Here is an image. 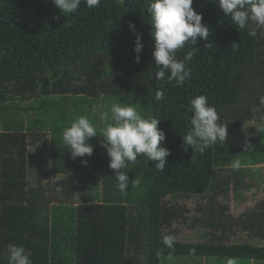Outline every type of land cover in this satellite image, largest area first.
<instances>
[{
  "label": "trees",
  "instance_id": "trees-1",
  "mask_svg": "<svg viewBox=\"0 0 264 264\" xmlns=\"http://www.w3.org/2000/svg\"><path fill=\"white\" fill-rule=\"evenodd\" d=\"M151 3L100 0L98 7L88 8L82 0L75 14H64L52 0H0V264H8V244L31 252L33 264H161L167 256L200 260L194 264L229 257L237 264L264 262V246L227 243L239 229L264 239V208L232 218L216 199L229 189H249L243 180L259 175L250 166L264 161V128L254 135L242 127L264 116V37L239 29L218 0H193L209 37L177 53L183 59L195 49L188 64L192 75L178 87L154 78ZM137 35L143 44L138 63ZM158 90L163 100L155 98ZM200 94L215 107L219 123L228 124L229 134L203 154L191 147L185 151L182 139L191 126L190 100ZM118 100L160 119L158 127L166 134L162 144L170 150L163 172L138 156L128 176L140 177L141 184L130 182L125 192L118 190L108 166L99 131L105 125L97 117ZM14 110L23 113L6 120L5 113ZM30 111L35 117L27 122L23 114ZM81 115L92 119L98 136L88 141L91 156L73 159L62 133ZM46 137L50 166L31 184L28 140ZM236 160L238 169L232 167ZM51 173L62 175L53 183L57 191L44 181ZM80 184L86 194L75 205ZM177 197L207 199L192 227L210 231L208 242L176 241L174 249L163 245V229L173 235L172 226L189 213L173 203Z\"/></svg>",
  "mask_w": 264,
  "mask_h": 264
},
{
  "label": "clouds",
  "instance_id": "clouds-1",
  "mask_svg": "<svg viewBox=\"0 0 264 264\" xmlns=\"http://www.w3.org/2000/svg\"><path fill=\"white\" fill-rule=\"evenodd\" d=\"M52 2L60 13L75 14L82 0ZM83 3L88 8H94L99 6L100 0H83ZM192 4L193 0H152L149 8L150 35L154 41L152 56L158 69L154 73V78L157 80L166 78L169 82L174 81L178 87H182L192 75V69L188 64L195 55V49L189 50L183 59H178L177 53L186 44L196 45L198 38L207 40L209 37V28L202 23V14L196 12ZM218 5L239 29H247L248 35L253 37L258 33L264 37V0H218ZM128 26L130 30L135 31V25L131 21ZM232 47L235 49L238 43H232ZM142 49L141 38L137 35L133 49L137 63ZM155 98L163 100V91L158 90ZM260 104L264 105V96L260 97ZM189 109L192 112L191 126L182 137L183 143L187 145L185 151L191 147L192 152L203 154L217 142L224 143L228 139L226 123H219L220 117L215 107L208 103V98L204 94L192 98ZM99 119L105 125L99 130L103 138L101 144L107 151L108 166L113 170L119 191L125 192L130 182L134 187L140 186V177L130 180L128 176L129 165L135 164L138 156L146 157L145 164L154 161L157 171L165 170L170 150L162 144L166 134L158 127L160 119L144 116L136 105L121 103L119 100L113 102L107 110H100ZM259 119L264 123V116ZM97 133L96 125L87 115L78 116L72 121L62 133L63 142L70 149L71 157L75 159L91 156L93 145L88 141L98 136ZM28 141L31 144L30 139ZM245 148H251V145L246 143ZM82 163L86 164L87 161L82 160ZM239 166V160L232 164L234 169H238ZM175 242L174 235L166 234L162 237L163 245L169 249H174ZM6 252L8 264H33L31 252L26 251L22 245L8 244ZM227 264H237L236 258L229 257Z\"/></svg>",
  "mask_w": 264,
  "mask_h": 264
},
{
  "label": "rangeland",
  "instance_id": "rangeland-1",
  "mask_svg": "<svg viewBox=\"0 0 264 264\" xmlns=\"http://www.w3.org/2000/svg\"><path fill=\"white\" fill-rule=\"evenodd\" d=\"M34 106V104H33ZM3 105H0V116H1V108ZM23 112L21 110L16 111L14 110V113L11 114L9 112L5 113L4 117L6 120H10L13 118V116L21 115ZM23 114V118L26 119L27 122H30L35 117V114L32 113V111ZM99 117V116H97ZM259 125V127H257ZM226 126L228 127V124L226 123ZM242 127L249 133L257 134L260 129L264 128V123L256 122V121H248L243 123ZM30 150L33 149V152H35L37 147L30 146ZM35 167V166H34ZM252 170H257L259 175H255L253 179L245 178L243 180V183H245L246 186H250L249 189H238L233 190L229 189L226 193V196L224 198H221L219 196L216 197L217 202L224 205L226 207V212L229 214L232 218L243 216L246 212H249L251 210L256 209H262L264 208V161L257 165L250 166ZM29 173V181L31 184H35L38 179L41 178V175L39 173V167H35L32 169ZM38 170V171H37ZM35 173V174H34ZM57 179L51 178L49 185L50 188H53L55 191L59 190V187L54 186L53 183H55ZM45 181V179H44ZM82 184H80L79 188L80 190L77 191L76 198L74 197L73 203L75 205H79L82 202L83 196L86 194L85 189H81ZM85 185H83L84 187ZM223 187L222 184L217 185L216 188ZM170 199L169 197L165 198ZM207 199H204L202 197H192V198H185V197H177L174 198L175 204L178 206H186L189 209V213L186 214L185 220L180 221L178 223L174 224L175 233L174 236L176 237V241H179L181 243L188 242V243H205L208 242V237H210V231H207L205 229H202L200 227H192L193 219L196 218V216L200 215V212L198 211L199 206H206ZM74 205V206H75ZM170 229L164 228L163 229V235L171 234L169 231ZM173 230V229H172ZM227 243L231 244H242V243H251L258 246H264V239H259L253 236H250L246 232H242L240 229L238 232L234 234L230 238V241ZM216 260L213 258V261L210 264H227V261L225 259ZM195 260H192L189 257H172L167 256L163 257L161 259V264H194ZM198 263H200V260H197ZM195 261V262H197ZM144 264V263H141ZM197 264V263H196ZM255 264V263H251ZM257 264H264V262H260Z\"/></svg>",
  "mask_w": 264,
  "mask_h": 264
},
{
  "label": "crops",
  "instance_id": "crops-1",
  "mask_svg": "<svg viewBox=\"0 0 264 264\" xmlns=\"http://www.w3.org/2000/svg\"><path fill=\"white\" fill-rule=\"evenodd\" d=\"M48 138H49V136H48ZM48 138L46 137L44 139V141H42V142L29 144V146L27 148V150H28V166H27L28 167L27 168L28 178L30 176L29 173L31 171H33L32 169L35 167H39V169H40L39 172H42V173L45 172V174L48 172V168L50 166V160H48V159L46 160V158H45V154H46V152H48V148H47L48 145L46 144L45 140L48 142ZM30 146H32L34 148L37 147L35 152H33V149L30 150L31 149ZM48 154H49V152H48ZM51 178H56L57 180H59L62 178V175L51 173L50 175H48L47 178H45V182L46 181L50 182ZM174 227L175 226L173 225L171 229H174ZM169 231L171 232V230H169ZM171 233H173V232H171Z\"/></svg>",
  "mask_w": 264,
  "mask_h": 264
}]
</instances>
